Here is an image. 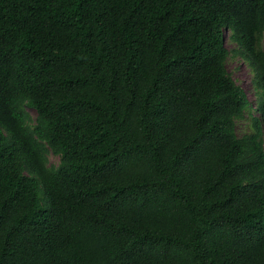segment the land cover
I'll list each match as a JSON object with an SVG mask.
<instances>
[{
  "label": "trees",
  "instance_id": "trees-1",
  "mask_svg": "<svg viewBox=\"0 0 264 264\" xmlns=\"http://www.w3.org/2000/svg\"><path fill=\"white\" fill-rule=\"evenodd\" d=\"M263 38L264 0H0V264H264Z\"/></svg>",
  "mask_w": 264,
  "mask_h": 264
},
{
  "label": "rangeland",
  "instance_id": "rangeland-1",
  "mask_svg": "<svg viewBox=\"0 0 264 264\" xmlns=\"http://www.w3.org/2000/svg\"><path fill=\"white\" fill-rule=\"evenodd\" d=\"M225 37L226 43L229 49L231 50V54L226 62L227 70L229 71L230 75L245 88V90L249 93V99L252 101L253 105L256 106V100L253 94V88L251 84V73L249 65L243 57L234 52V50L238 47L235 43L230 41L229 33L227 31L225 33ZM262 44L264 47V38ZM31 111L34 115H36V112L34 110ZM253 114L258 115V112L256 110H253L252 113H247L244 118L237 120V134L240 137L253 131L251 119ZM49 161L51 164H58L60 158L59 156L51 153L49 155Z\"/></svg>",
  "mask_w": 264,
  "mask_h": 264
}]
</instances>
